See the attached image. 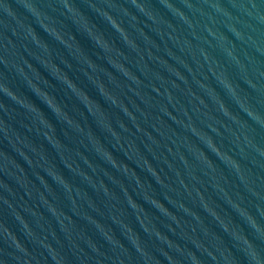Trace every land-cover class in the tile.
I'll list each match as a JSON object with an SVG mask.
<instances>
[{
  "label": "water",
  "instance_id": "water-1",
  "mask_svg": "<svg viewBox=\"0 0 264 264\" xmlns=\"http://www.w3.org/2000/svg\"><path fill=\"white\" fill-rule=\"evenodd\" d=\"M264 261V0H9L0 264Z\"/></svg>",
  "mask_w": 264,
  "mask_h": 264
},
{
  "label": "clouds",
  "instance_id": "clouds-1",
  "mask_svg": "<svg viewBox=\"0 0 264 264\" xmlns=\"http://www.w3.org/2000/svg\"><path fill=\"white\" fill-rule=\"evenodd\" d=\"M7 3H9V0H0V10H4V5ZM257 257L258 256L254 257L253 264H258ZM259 264H264V261L259 259Z\"/></svg>",
  "mask_w": 264,
  "mask_h": 264
}]
</instances>
